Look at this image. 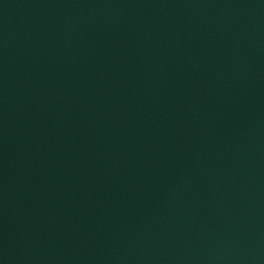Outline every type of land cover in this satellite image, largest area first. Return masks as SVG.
<instances>
[{"label":"water","instance_id":"1","mask_svg":"<svg viewBox=\"0 0 264 264\" xmlns=\"http://www.w3.org/2000/svg\"><path fill=\"white\" fill-rule=\"evenodd\" d=\"M262 251L264 0H0V264Z\"/></svg>","mask_w":264,"mask_h":264}]
</instances>
